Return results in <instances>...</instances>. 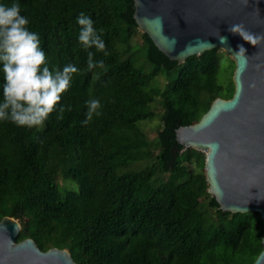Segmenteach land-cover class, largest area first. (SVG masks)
I'll return each instance as SVG.
<instances>
[{"label": "trees", "instance_id": "trees-1", "mask_svg": "<svg viewBox=\"0 0 264 264\" xmlns=\"http://www.w3.org/2000/svg\"><path fill=\"white\" fill-rule=\"evenodd\" d=\"M14 2L49 67L80 69L42 126L0 121V219L19 221L17 241L67 249L77 264H252L262 249L259 213L221 211L208 193L205 153L175 136L215 98L232 96L233 59L220 48L169 59L138 29L132 0H0ZM81 12L105 42L107 56L89 49L104 68L87 69ZM159 76L164 83L151 85ZM2 84L0 65V99ZM92 98L101 115L85 124ZM158 108L149 138L145 123Z\"/></svg>", "mask_w": 264, "mask_h": 264}, {"label": "water", "instance_id": "water-1", "mask_svg": "<svg viewBox=\"0 0 264 264\" xmlns=\"http://www.w3.org/2000/svg\"><path fill=\"white\" fill-rule=\"evenodd\" d=\"M138 29L169 59L220 48L234 61L230 98L175 130L184 148L205 153L208 193L223 212L259 213L264 264V0H132ZM256 38L252 43L245 37ZM19 221L0 219V264H77L67 249L17 241Z\"/></svg>", "mask_w": 264, "mask_h": 264}, {"label": "clouds", "instance_id": "clouds-1", "mask_svg": "<svg viewBox=\"0 0 264 264\" xmlns=\"http://www.w3.org/2000/svg\"><path fill=\"white\" fill-rule=\"evenodd\" d=\"M29 23V19L21 15L18 3L0 4V65L3 73L0 121H10L21 127H38L57 110L62 94L71 87L73 74L80 69L74 64H68L62 70L50 68L39 34L30 30ZM77 24L80 27L78 43L87 51V69L104 68L103 61L96 62L95 53L89 50L95 48L97 52L109 55L92 19L81 12ZM245 38L256 43L254 37ZM85 103L84 123L87 124L94 116L101 115V103L95 98ZM64 112L65 108L61 106L57 118L62 119Z\"/></svg>", "mask_w": 264, "mask_h": 264}, {"label": "rangeland", "instance_id": "rangeland-1", "mask_svg": "<svg viewBox=\"0 0 264 264\" xmlns=\"http://www.w3.org/2000/svg\"><path fill=\"white\" fill-rule=\"evenodd\" d=\"M226 66H227V64L224 61L222 63L221 71H220V74H219L220 82L225 84V85L228 83V72L225 70ZM164 81H165L164 77L159 76V77L153 79V81L151 82V85H158V83L162 85L164 83ZM160 114H161L160 108L156 109V114H155L154 119L145 123V130H146L147 135H148L149 138H153L154 135H155V130H156V128L158 127V125L160 123ZM60 181L63 182V180H61V179H60ZM63 186L64 187L66 186L67 189H70L71 187H76V184H72L71 185V182L66 181L63 184Z\"/></svg>", "mask_w": 264, "mask_h": 264}]
</instances>
